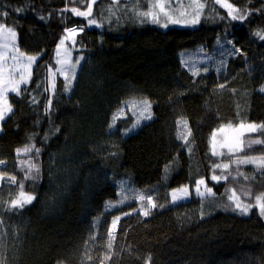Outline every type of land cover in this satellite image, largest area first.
Returning <instances> with one entry per match:
<instances>
[{
	"label": "trees",
	"instance_id": "1",
	"mask_svg": "<svg viewBox=\"0 0 264 264\" xmlns=\"http://www.w3.org/2000/svg\"><path fill=\"white\" fill-rule=\"evenodd\" d=\"M148 1L0 0V25L38 57L0 126V264H264V143L252 142L264 130L241 143L239 161L256 163L218 171L224 158L211 153L219 128L264 125V0H204L211 12L196 27L165 30ZM226 3L246 18L233 20ZM89 6L87 17L72 11ZM72 28L83 31L68 90L54 52ZM225 39L222 70L185 68L183 52ZM130 99H147L152 118L124 135L131 115L110 122ZM199 180L210 195L169 203ZM120 182L138 202L105 208ZM148 195L156 207L144 216Z\"/></svg>",
	"mask_w": 264,
	"mask_h": 264
},
{
	"label": "rangeland",
	"instance_id": "2",
	"mask_svg": "<svg viewBox=\"0 0 264 264\" xmlns=\"http://www.w3.org/2000/svg\"><path fill=\"white\" fill-rule=\"evenodd\" d=\"M150 8L146 11L148 18L155 24V26L165 30L168 27H177V28H194L199 24L203 16H206V11L209 10L208 5L204 0H149ZM209 12H211L209 10ZM10 28L0 27V76L3 79L8 80L11 78L14 80L21 89L29 80L31 71L33 69V64L36 63L38 57L32 62H29V55H24L21 53L17 47L16 43V35L12 36L10 32L7 30ZM12 32H14L11 29ZM65 35L62 38L64 40V44L60 45V42L56 48L55 53V61L58 66V74L65 79V74L59 71L65 67H75V72L79 67L81 62V57L78 55H74L73 51H77L78 48L75 46V36L77 33L73 35L69 31H65ZM61 39V40H62ZM230 40H218L214 43L211 49H208L204 46H197L192 50H188L182 53L181 59L183 65L190 72L196 73L200 71L202 68H212L215 71H220L223 69V65L225 63V58L231 54L230 52ZM70 47V48H69ZM59 52V54H58ZM16 57V59H12V57ZM76 61H79L77 64ZM23 75L24 79L27 81L26 83H19L20 76ZM74 76L72 72L67 73L68 79L65 84H67V89L71 90L73 85ZM71 81V85L68 86V82ZM0 104L4 101L7 102V95L16 93L11 91L10 89H5L2 85H0ZM144 101H148L147 99H130L127 100L126 103L115 112L112 121L113 123L116 119L124 118L127 115H131L133 117V123L130 128L123 132L124 135H129L135 132L139 126L152 118L146 119L147 112L144 111ZM150 104V102L148 101ZM8 104V102H7ZM151 110V107H150ZM151 112V111H150ZM8 114V113H7ZM6 114V115H7ZM5 115V116H6ZM3 121V120H2ZM2 121H0V126ZM247 125H245L244 129H239V127H228L224 126L223 128H219L216 130L215 137L214 133L211 136V153L213 155V151L216 152V155H213L216 158H224V160L219 163L220 167H217L215 170L218 171H226L229 170L233 165H238L239 155L242 153V139L244 135L254 133L247 130ZM187 127L183 122L179 123V132H183V135H187ZM223 129V131H219ZM258 130V129H257ZM256 130V131H257ZM225 141H228L230 147H223ZM260 163V162H259ZM224 165H228L225 169ZM123 182L117 184V195L115 200L108 201L106 203L105 208L111 209L116 205H121L124 203L138 202L136 198L131 197L129 188L126 184L122 185ZM128 189H127V188ZM199 193L196 191L197 183L193 186H185L171 190L170 193V202L172 204H177L180 202H184L189 200L192 196L196 197H204L210 195L212 191H208L210 189L207 185L200 184ZM187 189L185 193L183 189ZM202 193V195L200 194ZM135 195V194H133ZM175 196V199H173ZM148 204V203H147ZM258 206V205H257ZM152 208L151 205L148 204V207H145L142 204L137 211L143 213L145 209Z\"/></svg>",
	"mask_w": 264,
	"mask_h": 264
},
{
	"label": "snow or ice",
	"instance_id": "3",
	"mask_svg": "<svg viewBox=\"0 0 264 264\" xmlns=\"http://www.w3.org/2000/svg\"><path fill=\"white\" fill-rule=\"evenodd\" d=\"M219 2H220V0H217V3H219ZM222 6L229 9V13L228 14L231 16V18L233 20H237V19L243 20V19L246 18L245 15H233V12H236L238 10L235 9V8H233V5L232 4L226 3V4H223ZM72 11L77 16H85V17H87L88 15L91 14V6H89L87 12L77 11L75 8H73ZM4 15H7V13H4ZM95 23H96L95 20H90L89 21V24H95ZM0 27H2V25H0ZM7 31L10 32L12 36H15L16 35L15 32H12L11 31V29H8ZM68 31L70 33H72L73 35H75L77 33V29H75V28L69 29ZM79 31H83V28H81ZM256 35L260 36L261 39H264V35H262L260 32H257ZM63 44H64V40L62 39L60 41V45H63ZM58 48H59V46H58ZM58 54H59V52H58ZM12 59H16V57L13 56ZM35 59H36V57H33V56L28 57L29 62H32ZM76 63L78 64L79 61H76ZM59 71H61L62 73L65 74V79L67 80L68 79L67 73L68 72H72L73 75H74L75 74V67L74 66H72V67H65V68L60 69ZM26 82L27 81L24 79L23 75H21L20 78H19V83H26ZM0 85H2L5 89H10L11 91L16 92L17 94H19V92L21 91V89L19 88V85L14 80H12L11 78H9L8 80H5V79L2 78V76H0ZM70 85H71V81L68 82V86H70ZM260 91L264 92V87H261ZM0 96H2V93H0ZM144 105H145L144 111L147 112V116L145 118L146 119H150L151 118V112H150L151 105L148 103V101H144ZM9 112H11V107L7 104L6 101H4L2 104H0V121L4 120L5 115L7 113H9ZM238 127H239V129H244L245 128V125L244 124H240ZM246 127H247V130L250 131V132H254L258 128L261 129V130H264V125L248 124ZM219 131H223V129H220ZM189 134H190V132H189ZM213 135L215 137V133ZM179 136H180V138H183L185 140V143H187V138L183 135V132H181L179 134ZM252 142L253 143H257V144L264 143V141H261L259 139L254 140ZM222 146L223 147H230L228 141H225ZM249 146H251V145H249ZM30 150L31 149H25V151H30ZM38 151L39 150L37 149V152ZM213 155H216V152L215 151H213ZM240 162L241 163H256V161L253 158H250V157L249 158H245V159L241 160ZM0 163H3V162L0 161ZM215 167H220V165L217 164ZM227 167H228V165H224V168L225 169ZM223 178L224 179H227L226 176L223 177ZM12 179L14 180L15 178L13 177ZM212 179L218 181V180L221 179V177L220 176H217V175H213L212 176ZM204 183H205L204 180H199L197 182L196 191L198 193L200 191L198 185L204 184ZM183 191L186 193L187 192V189L185 188V189H183ZM208 191L210 192L211 189H208ZM200 194L202 195V193H200ZM233 195L235 196V193H233ZM33 198L34 197H32V196H27V197L24 198V202L25 203H30ZM145 198L146 197L144 195H140L139 196V199L140 200H145ZM173 199H175V196H173ZM147 203L149 205H151L153 208L156 207V205L152 201L151 195H148L147 196ZM18 204H19L18 201H13L12 202V205L14 207L15 206H18ZM257 205H258V208H259V215L264 216V203H260V198L259 197L257 198ZM235 207L240 210L241 214H248L249 209L252 207V205H250V204L249 205H242L239 202L238 198H237V202L235 203ZM143 215L144 216H148L149 215V211L147 209H145L143 211ZM117 219H119V218H117ZM113 227H115V222H113Z\"/></svg>",
	"mask_w": 264,
	"mask_h": 264
}]
</instances>
